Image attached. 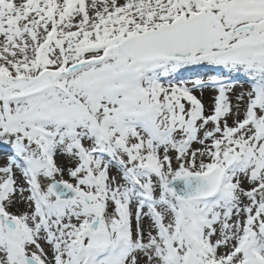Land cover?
I'll return each instance as SVG.
<instances>
[{
  "label": "snow or ice",
  "instance_id": "obj_1",
  "mask_svg": "<svg viewBox=\"0 0 264 264\" xmlns=\"http://www.w3.org/2000/svg\"><path fill=\"white\" fill-rule=\"evenodd\" d=\"M0 264H264V0H0Z\"/></svg>",
  "mask_w": 264,
  "mask_h": 264
}]
</instances>
